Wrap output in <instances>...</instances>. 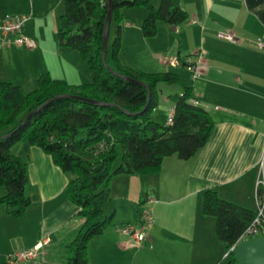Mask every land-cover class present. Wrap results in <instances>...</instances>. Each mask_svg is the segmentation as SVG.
I'll return each mask as SVG.
<instances>
[{"label": "crops", "instance_id": "1", "mask_svg": "<svg viewBox=\"0 0 264 264\" xmlns=\"http://www.w3.org/2000/svg\"><path fill=\"white\" fill-rule=\"evenodd\" d=\"M150 1L159 7L162 0ZM172 1L189 13L187 22L175 25L173 30L174 25L160 21L157 34L146 38L142 24L148 10L125 8L120 23L122 39L132 44L138 41L142 48V44L159 37L156 42L164 41L160 53L190 56L196 62L200 84H186L179 66L159 64L157 59L150 66L125 50L124 61L147 72L179 74L183 85L194 87L196 102L210 111L215 128L192 158L171 155L157 173L145 177L121 175L112 181L108 203L117 223H111L89 242L92 264H221L229 258V251L217 237L216 219L203 214L204 192L215 189L225 200L257 209V186L264 183V54L253 61L245 42L264 36V0ZM63 3L0 0V19L8 14L30 16L24 31L36 42L33 48L0 45V80L18 84L25 92L36 89L38 76L46 71L71 84L91 81L88 63L57 38ZM219 30L234 35L231 48L238 46V56L217 48L221 45L216 34ZM232 61L238 64L232 67ZM165 88L159 91L164 94ZM174 92L164 95L169 102L166 124L183 89ZM157 100L159 106V92ZM12 152L28 163L31 204L20 218L10 214L5 205L0 206V264L9 254L33 248L41 241L46 242L42 255L26 264H68L67 245L82 224L80 208L65 192L70 175L54 163L50 154L28 142L15 144ZM143 191L154 198L151 206L155 222L148 231L149 238L136 248L120 228L138 220ZM5 193V187H0V198Z\"/></svg>", "mask_w": 264, "mask_h": 264}, {"label": "trees", "instance_id": "2", "mask_svg": "<svg viewBox=\"0 0 264 264\" xmlns=\"http://www.w3.org/2000/svg\"><path fill=\"white\" fill-rule=\"evenodd\" d=\"M64 3L59 43L76 50L88 63L91 81L71 84L46 71L38 76L37 88L25 92L18 84L0 80V187L6 189L0 206L5 205L17 218L25 214L31 204L27 192L28 163L15 155L12 147L19 142L40 147L70 175L66 196L80 208L82 224L67 245L68 264H92L89 242L104 233L115 216L114 211L108 216L104 213V205L112 199V181L121 175L145 177L157 173L171 155L192 158L211 137L215 120L209 110L196 102L194 87L183 85L179 74L147 72L121 57L120 23L125 8L148 10L142 24L146 38L157 34L160 21L170 25L187 22L190 15L186 10L172 0H162L159 7L150 0H114L112 23L116 21L119 29L111 51L108 48L106 62L118 76L103 61L108 0ZM161 84L183 85L172 125L161 124L153 116ZM63 95L71 96L38 109ZM120 156L121 162L115 167ZM147 193L143 191L142 196ZM202 211L216 219L217 237L229 251L226 264H237L232 248L245 240L240 239L254 221L256 211L223 199L215 189L204 192Z\"/></svg>", "mask_w": 264, "mask_h": 264}, {"label": "built area", "instance_id": "3", "mask_svg": "<svg viewBox=\"0 0 264 264\" xmlns=\"http://www.w3.org/2000/svg\"><path fill=\"white\" fill-rule=\"evenodd\" d=\"M29 15L22 14H8L0 19V45L10 47L12 45H26L29 48L36 46V42L28 36L24 29L26 22L29 20ZM220 36L226 37L234 41V37L230 34H220ZM260 46L264 47V42H260ZM173 66L185 65L190 71L193 72V76L197 77L198 69L196 62L190 57H182L180 54L170 59L164 60ZM174 123V111L170 113L167 119V124L172 125ZM154 202V198L150 193L141 197V209L140 217L136 222H128L121 226L120 231L129 236L132 243L136 248H140L142 243L146 241L149 229L153 226L155 218L153 215V209L151 204ZM150 205V206H149ZM260 236L264 237V183L259 182L257 186V209L254 221L247 227L240 240L246 237ZM46 243V242H45ZM44 241L39 242L36 246L30 249L18 250L9 254L3 264H26L28 262L35 261L43 245Z\"/></svg>", "mask_w": 264, "mask_h": 264}, {"label": "rangeland", "instance_id": "4", "mask_svg": "<svg viewBox=\"0 0 264 264\" xmlns=\"http://www.w3.org/2000/svg\"><path fill=\"white\" fill-rule=\"evenodd\" d=\"M64 11H65V3H63V12ZM24 15H27V14H24ZM118 25L119 24H117L116 21H113V23H111L110 34H109V42H108L109 51H111L112 44H113V42L115 40V37L117 35ZM226 25L227 24L222 25V26L225 27ZM240 26H241L242 29L245 27V25H240ZM215 33H216V31H215ZM221 33L222 34H227V31H220L219 30L216 34H218V36H220ZM232 36L234 37V35H232ZM157 39H159V37H157L156 39L155 38L151 39L150 40L151 42H149L147 44H144V45L142 44L141 45L142 48H140V44L138 43V41H136V43L132 44V43H128V42L125 43L124 39H122L123 51L121 53V57L123 58V60L126 58L125 52H124L126 50L127 54L136 56L138 58V62L146 60L148 65L153 66L154 65L153 61H155L154 59H157L159 64H165V65L173 66V65H171L169 63H166L164 61V60L170 59L172 57H171V55L169 53H160V51H161L160 48L163 46L162 44L164 43V41L160 40V44H159L158 42H156ZM220 41H221L220 42L221 45L217 47L219 50L227 52V53H230V54H233L235 56H238V53H239V51L237 50L238 46H232V48H231V45H233L232 44L233 40H230V39H228L226 37L220 36ZM261 41L264 42V36L252 38V39H250V41H246L245 42V45L249 46L250 49H251V56H252V60L253 61L255 60L256 56H259L261 53L264 54V47L260 46V42ZM109 57H110V54H109ZM47 59H49V58H47ZM246 60L248 61V59H246ZM237 64L238 63L236 61H232V63H230V66L235 67ZM177 69H181V70L184 71L183 72V74L185 76L184 80H186L184 82H188L186 84H191V83L200 84V80H199L200 77H195L194 78L192 71H189L188 68H184V67H180L179 66V67H177ZM161 87H166L165 91L163 90L165 93L163 94L162 92L159 91L160 103H159V106L157 107V110L155 112V116L159 118L158 122H160V123L165 125L166 124L165 116H167L168 112H169V109L167 110L169 102L165 101V96L164 95L167 94L169 96L170 94H173L174 91H177L179 89H183V85L182 84H162L160 86L159 90H161ZM174 94H175V92H174ZM181 94L178 95L177 99L179 98V96ZM155 116H154V118L156 120H158ZM120 162H121V156L116 160L114 166L115 167L118 166L120 164ZM139 206L140 207L138 209V218L140 217L139 213H140V209H141V206H142L141 201H139ZM112 212H113V209L110 208V204L109 203L105 204L104 205V213L108 216V215H111ZM115 218L116 217H114L112 219L111 223H113V224L117 223V219H115ZM41 253H42V251H40V254ZM228 260H229V258L228 259L227 258L224 259L221 262V264H226Z\"/></svg>", "mask_w": 264, "mask_h": 264}, {"label": "water", "instance_id": "5", "mask_svg": "<svg viewBox=\"0 0 264 264\" xmlns=\"http://www.w3.org/2000/svg\"><path fill=\"white\" fill-rule=\"evenodd\" d=\"M113 9H114V0H108V13L105 22V30H104V38H103V61L111 72H115V71L107 64L106 54L108 51V42H109L110 27L112 23ZM172 29L173 30L176 29L175 25L172 26ZM116 74L120 76L118 73ZM125 79L130 80L127 77H125ZM67 96H71V95L58 96L55 99H51L47 103L41 105L38 109L43 108L45 105H47L49 102H52L53 100ZM149 100H150V95H149ZM89 101H91L93 104L96 105H103V103H100L95 100H89ZM34 112L29 114L27 119ZM232 252L237 261V264H264V237H260V236L250 237L240 242L238 245L234 246L232 248Z\"/></svg>", "mask_w": 264, "mask_h": 264}]
</instances>
